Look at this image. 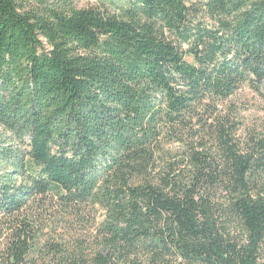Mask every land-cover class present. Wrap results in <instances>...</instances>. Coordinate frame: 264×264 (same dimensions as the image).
I'll return each instance as SVG.
<instances>
[{
  "label": "trees",
  "instance_id": "16d2710c",
  "mask_svg": "<svg viewBox=\"0 0 264 264\" xmlns=\"http://www.w3.org/2000/svg\"><path fill=\"white\" fill-rule=\"evenodd\" d=\"M77 1L0 0V264H264V0Z\"/></svg>",
  "mask_w": 264,
  "mask_h": 264
},
{
  "label": "rangeland",
  "instance_id": "374dc122",
  "mask_svg": "<svg viewBox=\"0 0 264 264\" xmlns=\"http://www.w3.org/2000/svg\"><path fill=\"white\" fill-rule=\"evenodd\" d=\"M95 3L94 0H79L74 4L76 7L81 8ZM230 101L239 108L242 116L243 129L241 136H244L245 132L249 130L264 129V101L256 96L247 85H243ZM5 136V131L0 127V139Z\"/></svg>",
  "mask_w": 264,
  "mask_h": 264
}]
</instances>
